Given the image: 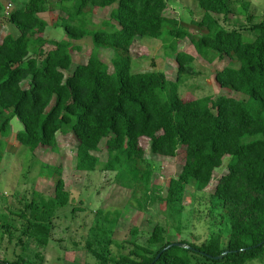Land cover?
I'll return each instance as SVG.
<instances>
[{
	"label": "trees",
	"instance_id": "obj_1",
	"mask_svg": "<svg viewBox=\"0 0 264 264\" xmlns=\"http://www.w3.org/2000/svg\"><path fill=\"white\" fill-rule=\"evenodd\" d=\"M194 1L203 14L185 25L165 15L167 0H60L55 4L63 13L55 22L65 34L60 40L43 36L47 23L38 13L47 0H25L8 14L18 34L7 33L0 42V135L9 136L14 117L22 124L16 140L31 152L56 149L57 134L73 135L78 171L114 173L115 183L130 190V206L143 211L158 204L168 223L156 224L146 245L130 240L127 255H110L111 240L98 250L89 248L101 264H193V255L203 264L264 262V23L252 25V36L243 37L238 29L224 28L217 17L230 14L229 0ZM110 6L103 27L90 29L87 18ZM137 36L170 46L177 68L174 81L163 71H132L130 49ZM86 37L93 44L88 60L71 69V51L79 49L73 41ZM185 38L208 62L229 58L231 65L215 73V82L245 99L180 96L182 77L194 73L193 55L176 50ZM44 45H49L46 51ZM100 49H112L113 72L101 61ZM142 138L156 155L182 154V170L169 180L165 193L152 183L154 171L140 145ZM103 141L107 158L101 162L96 153ZM3 146L0 140V165ZM225 156L227 173L212 195L229 226L225 246L219 233L200 245L181 239L187 188L205 190ZM41 166L55 175L54 195L33 192L20 216L26 219L24 233L43 247L56 210L70 202V193L61 167ZM100 212L111 224L120 216L119 210ZM176 242L190 248L168 247ZM0 264L43 263L40 257L32 263L19 256Z\"/></svg>",
	"mask_w": 264,
	"mask_h": 264
},
{
	"label": "rangeland",
	"instance_id": "obj_2",
	"mask_svg": "<svg viewBox=\"0 0 264 264\" xmlns=\"http://www.w3.org/2000/svg\"><path fill=\"white\" fill-rule=\"evenodd\" d=\"M19 7L25 0H0L7 4L0 16V42L7 33L17 35L18 30L8 21V14ZM60 0H47L44 10L38 16L46 21L44 38L60 40L65 38L62 27L55 22L63 13L55 7ZM230 14L218 15L220 24L226 29H238L244 37H251L249 27L264 23V0H229ZM246 8V12L244 11ZM113 6L94 10L87 18L90 29L102 28L103 21L109 19ZM202 9L194 0H167L165 15L187 25L192 19H200ZM79 49L71 51L72 68L86 63L92 49V38L86 37L73 41ZM49 45H44L46 51ZM177 51L190 53L194 57V73L182 77L178 91L183 99L216 97L220 94L245 99V96L227 89L220 88L215 82V73L226 65H231L228 57L208 62L202 59L190 44L188 39L179 40ZM133 72L163 71L169 81L176 79V62L174 52L161 39L137 36L130 49ZM112 49H100L99 57L107 64L109 72H113L111 57ZM70 70L65 71L67 76ZM24 86L27 83L23 84ZM22 129L18 118L11 120L9 136L0 140L4 156L0 165V260L14 261L19 256L32 263L41 258L43 264H101L92 255V249L98 250L108 240L110 255L119 257L127 255L132 249L130 240L146 245L147 238L156 224L165 225V216L160 212L158 204L147 210L139 211L130 206V190L115 183L114 173L96 170L91 173L76 169V139L73 135L57 134V147L38 148L31 152L20 146L16 133ZM105 142L100 144L96 153L101 162L107 158ZM146 159L153 168L152 183L162 188L163 193L169 180L177 177L183 167L182 154L174 157L160 156L152 153L149 140L142 138ZM229 157L225 156L222 165L213 172L212 179L205 190L195 191L188 187L184 196L185 211L182 220L181 239L200 245L213 235L219 233L222 246L229 234V226L223 211L215 204L213 193L219 178L227 173ZM42 164L59 166L65 182V190L70 193V202L56 210L53 219V229L49 242L39 246L35 239L24 233L26 219L20 216L25 202L33 197V192L42 194L45 198L54 195L55 175L42 169ZM119 210L120 216L116 223L106 221L104 214L98 211ZM137 229L136 236L133 229ZM170 228V227H169ZM91 248V250H89ZM39 254V257L36 255ZM203 260L193 255V264H203ZM114 264V263H109ZM247 264H264L261 260H253Z\"/></svg>",
	"mask_w": 264,
	"mask_h": 264
},
{
	"label": "water",
	"instance_id": "obj_3",
	"mask_svg": "<svg viewBox=\"0 0 264 264\" xmlns=\"http://www.w3.org/2000/svg\"><path fill=\"white\" fill-rule=\"evenodd\" d=\"M171 246H178V247L190 248L189 245L184 244V243H180V242L172 243V244H170L168 247H171ZM168 247H167V248H168ZM224 254H225V253L221 254L220 256L215 257V259H220V258H222V256H223Z\"/></svg>",
	"mask_w": 264,
	"mask_h": 264
},
{
	"label": "crops",
	"instance_id": "obj_4",
	"mask_svg": "<svg viewBox=\"0 0 264 264\" xmlns=\"http://www.w3.org/2000/svg\"><path fill=\"white\" fill-rule=\"evenodd\" d=\"M4 1H5V0H4ZM24 2H25V1H24ZM24 2H23V3H24ZM9 3H10V4H11V6L14 8V5H15V4H14V5H12L11 1H9ZM23 3H21V5H22ZM21 5H20V6H21ZM4 6H5V7H7V4L3 3V7H4ZM20 6H19V7H20ZM17 34H18V33H17Z\"/></svg>",
	"mask_w": 264,
	"mask_h": 264
}]
</instances>
